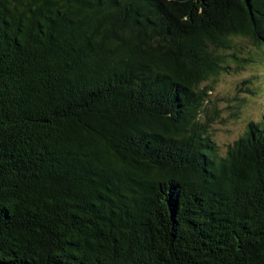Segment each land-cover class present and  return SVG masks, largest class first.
Wrapping results in <instances>:
<instances>
[{
	"label": "trees",
	"instance_id": "1",
	"mask_svg": "<svg viewBox=\"0 0 264 264\" xmlns=\"http://www.w3.org/2000/svg\"><path fill=\"white\" fill-rule=\"evenodd\" d=\"M237 40L264 0H0V264H264V114H201Z\"/></svg>",
	"mask_w": 264,
	"mask_h": 264
},
{
	"label": "rangeland",
	"instance_id": "2",
	"mask_svg": "<svg viewBox=\"0 0 264 264\" xmlns=\"http://www.w3.org/2000/svg\"><path fill=\"white\" fill-rule=\"evenodd\" d=\"M237 41L233 51L242 65L238 68L230 61L228 73L201 86L211 88L206 90L201 114L209 118L216 111L209 133L222 153L245 132L248 122L260 120L264 114V48L258 50L246 40Z\"/></svg>",
	"mask_w": 264,
	"mask_h": 264
}]
</instances>
